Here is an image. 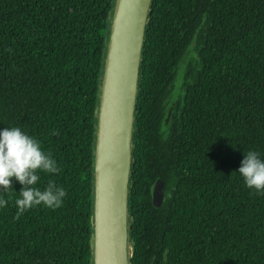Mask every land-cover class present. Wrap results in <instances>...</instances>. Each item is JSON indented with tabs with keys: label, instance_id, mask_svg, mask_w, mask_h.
<instances>
[{
	"label": "trees",
	"instance_id": "obj_1",
	"mask_svg": "<svg viewBox=\"0 0 264 264\" xmlns=\"http://www.w3.org/2000/svg\"><path fill=\"white\" fill-rule=\"evenodd\" d=\"M112 5L0 0V130L36 137L60 168L40 173L38 186L52 181L67 192L61 207L17 218L22 185L0 189L9 200L0 264H92L96 112ZM249 150L264 158V0H153L134 132L131 264H264V194L238 174Z\"/></svg>",
	"mask_w": 264,
	"mask_h": 264
},
{
	"label": "water",
	"instance_id": "obj_2",
	"mask_svg": "<svg viewBox=\"0 0 264 264\" xmlns=\"http://www.w3.org/2000/svg\"><path fill=\"white\" fill-rule=\"evenodd\" d=\"M152 4L113 0L108 21L93 151L92 264H131L133 257L129 205L134 132ZM164 197V183L158 179L152 190L155 208Z\"/></svg>",
	"mask_w": 264,
	"mask_h": 264
},
{
	"label": "clouds",
	"instance_id": "obj_3",
	"mask_svg": "<svg viewBox=\"0 0 264 264\" xmlns=\"http://www.w3.org/2000/svg\"><path fill=\"white\" fill-rule=\"evenodd\" d=\"M59 171L57 161L44 151L36 137L16 126L0 130V189L4 193L8 190L14 191L13 179L22 185L14 201L17 218L34 207L43 206L51 210L61 207L67 195L62 186L52 181L43 188L38 186L40 173L54 175ZM238 174L247 188L264 194V158L260 152H243ZM8 204L6 196L0 194V209L6 208Z\"/></svg>",
	"mask_w": 264,
	"mask_h": 264
},
{
	"label": "rangeland",
	"instance_id": "obj_4",
	"mask_svg": "<svg viewBox=\"0 0 264 264\" xmlns=\"http://www.w3.org/2000/svg\"><path fill=\"white\" fill-rule=\"evenodd\" d=\"M183 71H184V69H183V67H182L181 70H180V72H179V75H178L179 81H178V83H177V86L180 84V80H181L182 77H183Z\"/></svg>",
	"mask_w": 264,
	"mask_h": 264
},
{
	"label": "flooded vegetation",
	"instance_id": "obj_5",
	"mask_svg": "<svg viewBox=\"0 0 264 264\" xmlns=\"http://www.w3.org/2000/svg\"><path fill=\"white\" fill-rule=\"evenodd\" d=\"M171 109H173V105L168 109L167 115H168V113H169V111H170ZM167 115H166L165 122H164L165 125H167L168 122H169V120H167Z\"/></svg>",
	"mask_w": 264,
	"mask_h": 264
}]
</instances>
